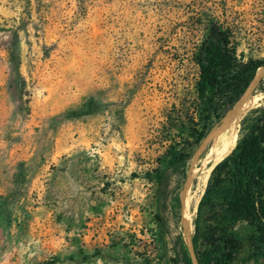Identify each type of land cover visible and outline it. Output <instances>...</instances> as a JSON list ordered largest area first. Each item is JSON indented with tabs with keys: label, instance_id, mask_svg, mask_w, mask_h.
I'll use <instances>...</instances> for the list:
<instances>
[{
	"label": "rangeland",
	"instance_id": "374dc122",
	"mask_svg": "<svg viewBox=\"0 0 264 264\" xmlns=\"http://www.w3.org/2000/svg\"><path fill=\"white\" fill-rule=\"evenodd\" d=\"M226 26L240 58L264 59V0H0V264H164L173 255L178 183L185 200L189 179L176 184L169 157L190 146L197 154L185 169L201 170L230 115L191 146L198 45L206 29ZM96 92L98 110L80 108ZM203 190L190 208L194 250ZM233 231L231 264H264L250 257V229Z\"/></svg>",
	"mask_w": 264,
	"mask_h": 264
},
{
	"label": "trees",
	"instance_id": "16d2710c",
	"mask_svg": "<svg viewBox=\"0 0 264 264\" xmlns=\"http://www.w3.org/2000/svg\"><path fill=\"white\" fill-rule=\"evenodd\" d=\"M237 46L238 39L229 26L210 27L201 36L195 56L197 78L192 101V113L200 131L191 146L199 145L210 125L224 119L235 108L227 111L240 98L249 82L252 83L255 74L264 70L261 68L264 67V59H242L237 53ZM256 89L264 93V76L258 80ZM98 95L99 92H96L95 98L88 97L80 108L85 107L88 113L96 112ZM80 111L67 109L63 114L78 116ZM190 148L188 146V150L172 153L169 157L168 165L176 175V184ZM156 181L159 185H167L162 173ZM172 194L176 206V189ZM174 212L177 214V207ZM201 214L203 228L199 230ZM239 223L250 229V257L254 262L264 260V104L251 109L240 120L234 147L209 172L193 221L191 241L193 246L201 247L193 249L197 263L231 264L239 249L233 227ZM172 252L173 255L164 264H190L178 235L174 238Z\"/></svg>",
	"mask_w": 264,
	"mask_h": 264
},
{
	"label": "bare ground",
	"instance_id": "6f19581e",
	"mask_svg": "<svg viewBox=\"0 0 264 264\" xmlns=\"http://www.w3.org/2000/svg\"><path fill=\"white\" fill-rule=\"evenodd\" d=\"M259 103L260 101L252 99L249 100L247 103L240 105L237 104L235 106V108L230 112V115L218 128L217 133L213 137L209 150L206 154V158L203 161L204 164L202 166V169L190 176L188 180L189 182L187 195L184 200V206L186 211L185 221L187 220V232H189L190 208L191 205H193L192 203L194 197H196L199 192H202L212 166H214L223 157H225V155L229 153L234 147V144L236 143L238 137V132L236 131V129L242 117ZM194 179H196L195 184L193 183ZM192 185H194V191L191 190Z\"/></svg>",
	"mask_w": 264,
	"mask_h": 264
},
{
	"label": "water",
	"instance_id": "95a60500",
	"mask_svg": "<svg viewBox=\"0 0 264 264\" xmlns=\"http://www.w3.org/2000/svg\"><path fill=\"white\" fill-rule=\"evenodd\" d=\"M264 76V75H263ZM253 79V78H252ZM251 81L249 82V84L247 85L245 91L243 92V94L240 96V98L234 103V105L232 107H230L227 111H229L231 108L235 107L237 104H244V103H247L249 100L251 99H256V101H261L262 103L261 104H257L255 107L253 108H256L262 104H264V93H260L257 91V89H255L254 92L250 91V92H247L248 88H249V85H250ZM252 108V109H253ZM225 111V112H227ZM250 111V110H249ZM248 111V112H249ZM224 112V113H225ZM247 112V113H248ZM246 115V114H245ZM244 115V116H245ZM243 116V117H244ZM242 117V118H243ZM206 130V129H205ZM205 132V131H204ZM204 134V133H203ZM203 134L200 136V138L203 136ZM199 138V140H200ZM198 140V141H199ZM197 144V143H196ZM196 144L194 146H196ZM235 145V144H234ZM193 153V156L196 157V154H197V151L193 148L192 151L190 152V154ZM229 153H227L226 155H228ZM225 155V156H226ZM186 162V161H185ZM213 167V166H212ZM212 169V168H211ZM185 169V164H184V168L182 170V174H181V177H180V181L181 180H188L191 176V170H186ZM183 188H181V186L179 185L178 183V202H179V219H178V224H179V239H180V242H181V245L183 247V249L185 250L189 260H190V264H198L197 263V260L195 258V254L193 252V249L191 247V242H190V237H189V232H187L186 230V226H187V220L185 221V214H186V211H185V206L183 204V198H184V193H183ZM182 219L183 222H182Z\"/></svg>",
	"mask_w": 264,
	"mask_h": 264
}]
</instances>
